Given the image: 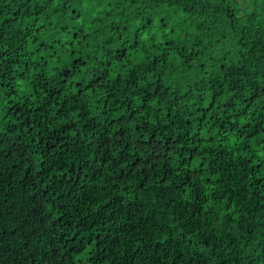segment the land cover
Here are the masks:
<instances>
[{"label": "trees", "instance_id": "obj_1", "mask_svg": "<svg viewBox=\"0 0 264 264\" xmlns=\"http://www.w3.org/2000/svg\"><path fill=\"white\" fill-rule=\"evenodd\" d=\"M264 264V0H0V264Z\"/></svg>", "mask_w": 264, "mask_h": 264}, {"label": "rangeland", "instance_id": "obj_2", "mask_svg": "<svg viewBox=\"0 0 264 264\" xmlns=\"http://www.w3.org/2000/svg\"><path fill=\"white\" fill-rule=\"evenodd\" d=\"M77 260H78L77 264H87L86 263V255L85 254L80 256Z\"/></svg>", "mask_w": 264, "mask_h": 264}]
</instances>
